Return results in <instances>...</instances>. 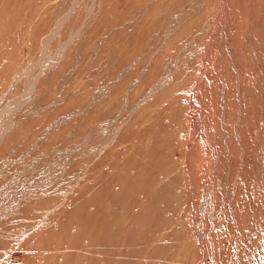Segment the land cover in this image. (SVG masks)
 Instances as JSON below:
<instances>
[{"label":"rangeland","instance_id":"374dc122","mask_svg":"<svg viewBox=\"0 0 264 264\" xmlns=\"http://www.w3.org/2000/svg\"><path fill=\"white\" fill-rule=\"evenodd\" d=\"M0 264H264V0H0Z\"/></svg>","mask_w":264,"mask_h":264}]
</instances>
